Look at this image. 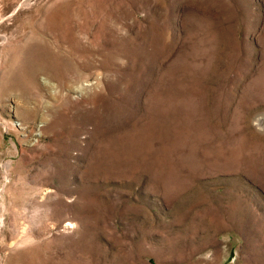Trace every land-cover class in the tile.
<instances>
[{
  "label": "rangeland",
  "instance_id": "obj_1",
  "mask_svg": "<svg viewBox=\"0 0 264 264\" xmlns=\"http://www.w3.org/2000/svg\"><path fill=\"white\" fill-rule=\"evenodd\" d=\"M0 264H264V0H0Z\"/></svg>",
  "mask_w": 264,
  "mask_h": 264
},
{
  "label": "bare ground",
  "instance_id": "obj_2",
  "mask_svg": "<svg viewBox=\"0 0 264 264\" xmlns=\"http://www.w3.org/2000/svg\"><path fill=\"white\" fill-rule=\"evenodd\" d=\"M31 48H33V50H31ZM29 49L30 52H28V57L24 62L23 67L20 70L19 76L21 81L24 82V84L33 86L36 74L40 70L45 68L47 63H46L45 55L40 51V48L38 46L31 45L28 46V50ZM48 58L51 59L52 57L48 56Z\"/></svg>",
  "mask_w": 264,
  "mask_h": 264
}]
</instances>
